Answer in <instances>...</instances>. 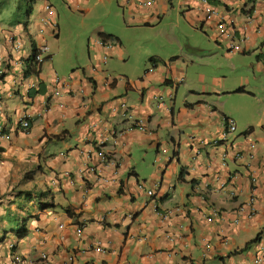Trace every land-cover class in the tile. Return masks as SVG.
<instances>
[{
  "label": "crops",
  "instance_id": "obj_1",
  "mask_svg": "<svg viewBox=\"0 0 264 264\" xmlns=\"http://www.w3.org/2000/svg\"><path fill=\"white\" fill-rule=\"evenodd\" d=\"M44 1L0 0V264L10 244L22 264H264V0H94L116 3L127 29L172 20L177 49L120 72L123 44L101 28L70 73L53 65ZM33 47L49 59L25 77Z\"/></svg>",
  "mask_w": 264,
  "mask_h": 264
},
{
  "label": "rangeland",
  "instance_id": "obj_2",
  "mask_svg": "<svg viewBox=\"0 0 264 264\" xmlns=\"http://www.w3.org/2000/svg\"><path fill=\"white\" fill-rule=\"evenodd\" d=\"M49 1L53 4L57 14L58 36L57 38H47V47L52 55L53 65L59 72L70 73V67L75 70L86 66L89 52L87 41L90 38L96 39L97 31L101 28L118 36L123 44L124 60L114 63V69L120 72L128 65L130 67L131 65L136 66L138 69L142 68V70L151 68L148 58L152 54L157 53L161 48L174 51L177 49L175 45L166 43V35L171 30L178 35L175 27L170 24L172 20H166L151 28L134 27L127 29L123 24L121 11L114 2L103 5L94 4V0H90L88 4L90 13L87 14L72 11L60 0ZM38 2L43 4L45 1L38 0ZM36 7L29 18V23L32 26L39 17V11ZM0 18L6 20L5 9L1 11ZM181 34L184 42L191 44L194 49L199 46L207 48L209 42H204L203 38L199 36V30L181 25ZM212 44L214 43L212 42ZM224 70H227L226 65Z\"/></svg>",
  "mask_w": 264,
  "mask_h": 264
},
{
  "label": "built area",
  "instance_id": "obj_3",
  "mask_svg": "<svg viewBox=\"0 0 264 264\" xmlns=\"http://www.w3.org/2000/svg\"><path fill=\"white\" fill-rule=\"evenodd\" d=\"M248 1V0H246ZM46 10L49 11L51 13V9L49 7H46ZM216 12L214 10H209L208 11V17L210 16H216ZM231 24H225V23H219L217 28H218V31L221 33V34H224L226 32V30H228V28H231ZM106 46H110L113 44V42L111 41H108V42H105ZM20 48V44L17 43L16 46H15V49H19ZM239 50V47L235 44H231L230 45V48H229V52H233V51H237ZM48 49L46 47H41L39 49H37V55L35 57V62L37 64V67H39V65L43 62V56L47 53ZM106 57L103 58V62L105 63L106 61ZM152 69V68H150ZM226 125H227V133H233L235 131V126L233 124L232 121H227L226 122ZM21 128L26 130L28 128V122L27 121H23L21 122ZM140 129V128H138ZM227 135V134H226ZM148 195L151 196V192H147ZM253 203H254V198L251 196L246 204V207L250 209V212L253 214L254 212V209H253ZM9 248L11 250V258H10V264H22L23 263V259L20 255L16 254L14 252V245L10 244L9 245ZM96 251H100L99 248H96ZM30 264H50V261H49V258L46 256V255H41L39 257V259L37 260H34V261H31Z\"/></svg>",
  "mask_w": 264,
  "mask_h": 264
},
{
  "label": "trees",
  "instance_id": "obj_4",
  "mask_svg": "<svg viewBox=\"0 0 264 264\" xmlns=\"http://www.w3.org/2000/svg\"><path fill=\"white\" fill-rule=\"evenodd\" d=\"M37 49L35 47H33V51H32V55L30 56V58L25 62V71H24V76L25 77H30V76H37L38 72H39V68L41 66V64L44 61H47L49 58L45 57L43 59V62L39 65V67H37V64L35 62V57L37 55ZM150 62L152 63L153 61L150 59ZM227 130V129H226ZM66 213L68 215H71L70 210L67 208L65 209ZM27 231L25 226H21L16 232L15 235L16 237H18L19 239H22L26 236Z\"/></svg>",
  "mask_w": 264,
  "mask_h": 264
}]
</instances>
